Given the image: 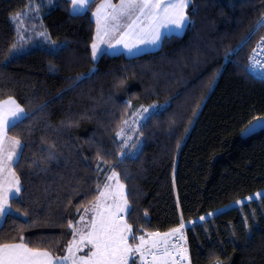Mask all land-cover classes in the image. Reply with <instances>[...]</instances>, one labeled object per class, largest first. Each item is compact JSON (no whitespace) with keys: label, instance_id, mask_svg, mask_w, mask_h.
<instances>
[{"label":"trees","instance_id":"16d2710c","mask_svg":"<svg viewBox=\"0 0 264 264\" xmlns=\"http://www.w3.org/2000/svg\"><path fill=\"white\" fill-rule=\"evenodd\" d=\"M102 1L70 15L71 0H0V101L25 113L7 133L21 144L12 167L21 191L0 222V244L23 237L64 254L69 224L115 171L132 235L183 223L190 264H264V195L255 196L264 129L243 136L264 119V79L247 64L264 35V0H191L182 34L94 61L92 13ZM150 105L158 110L137 131L140 151L120 157L123 119Z\"/></svg>","mask_w":264,"mask_h":264},{"label":"snow or ice","instance_id":"6c2138e0","mask_svg":"<svg viewBox=\"0 0 264 264\" xmlns=\"http://www.w3.org/2000/svg\"><path fill=\"white\" fill-rule=\"evenodd\" d=\"M72 10L70 15L85 14L88 8L94 3V0H71ZM191 6V0H172L168 4H162L161 0H120L119 4H113L111 0H105L101 4L94 16L97 18V36L92 44V56L96 59L99 52L97 41L103 43L104 38L109 36H116L119 33V38L113 44L111 39L106 42L109 48H114L116 45L123 44V46L131 51L132 47L125 42V36L130 32H134L136 41L139 44L156 45L162 42L169 32L175 30H182L186 25L190 24L189 14L187 9ZM111 9L110 12H106ZM105 11L103 19L107 21L103 28L100 27L101 12ZM128 23L125 24L124 21ZM264 23V17L258 21V25ZM124 28L121 31V28ZM44 35V33H40ZM250 60V71H255L257 65H264V38L257 44L256 49L253 50ZM15 104V102H12ZM145 112L148 109H144ZM24 109L16 105L13 109H9L0 114V171L7 170L10 172L12 179L16 185L14 193L11 186L0 189V217L7 216L10 212V199L14 194L21 191L19 178L16 177L15 172H12L14 157L16 149L20 147L18 139L13 140L8 138L7 133L15 128L24 116ZM11 117V119H10ZM127 123V121H125ZM259 127L264 129V120L258 124L250 125L245 135L250 134ZM123 130L117 133L119 137ZM5 143L10 145L5 154ZM108 180H115V186L105 184L104 189L108 191L99 190V197L97 202L92 206L95 210V215L90 221V228L85 233L83 230H75V225L70 223L69 228H73V243L67 248L69 255L64 257H53L49 251L33 248L24 243V238H20L19 243H2L0 244V264H67L71 258L72 264H129L131 254L133 252L140 253L141 259H144L143 249L147 243L145 236L138 237L140 243L133 247L129 244V240L135 241L137 237L132 235V227L129 223L120 221L124 220L121 213L131 216L132 209L129 206V201L124 192V185L120 183L119 177L113 171ZM264 195V194H261ZM111 199L112 203L106 201L102 204L100 198ZM85 211H88L87 209ZM23 214V213H22ZM147 215V213H145ZM204 219V217H201ZM84 216H81V221ZM185 225L181 223L180 228L173 229V232H179ZM79 235L77 242L75 237ZM153 236L159 237V232L153 233ZM165 237L168 233L163 234ZM163 243H166L163 242ZM75 245V251L73 250ZM157 249L162 246L161 241H154ZM88 248V252L83 256H77L76 252H83ZM152 255H159V253H150ZM167 254V248H165ZM183 259H187V248H184ZM134 264V261H133Z\"/></svg>","mask_w":264,"mask_h":264},{"label":"rangeland","instance_id":"374dc122","mask_svg":"<svg viewBox=\"0 0 264 264\" xmlns=\"http://www.w3.org/2000/svg\"><path fill=\"white\" fill-rule=\"evenodd\" d=\"M167 1L168 2L166 4L172 2V0H167ZM118 3H120V0H118V2L113 3V4H118ZM161 3H163V2H161ZM71 10H72V8H71ZM94 11H93V13H94ZM105 14H106L105 11H102L101 12V21H100V24L102 23L103 26H104L105 23H107L103 19V17H104ZM93 18H95L94 20H96V22H97L96 16L93 15ZM124 23L127 24L128 21H124ZM103 26L101 27V29L103 28ZM95 28H96V25H95ZM184 28L182 30H175L174 29L173 31L169 32L168 35H170L171 33L176 34V35H180V34H182ZM123 30H124V28L122 27L121 28V31H123ZM130 33H132V32H130ZM94 34H95V31H94ZM107 38L111 39L112 42H113V44H115V40L119 38V33H117L116 36H114V37L113 36H109ZM107 38H104L105 42H103V43L97 41L98 46H99V49H111V50H116V48L122 49V44L116 45L114 48H109L108 47V44L106 42L108 40ZM261 38H264V35ZM124 39H126V38H124ZM127 39L128 40H126V41L128 43H132V40L130 39V37L127 38ZM260 41H261V39L257 42V44ZM93 42H94V36H93L92 43H91V55H92V44H93ZM257 44L255 46H257ZM255 46H254V48H255ZM142 47L146 49V47L141 46V48ZM151 47H153V46H151ZM254 48H253V50H254ZM102 53L103 52H99V50H98V56H97V58ZM252 53H253V51H252ZM97 58L96 59H93V56H92V60H94V61H96ZM13 101L15 102V100L12 99V98H8V99H5L3 101H0V114H2L4 111H7L9 109H13L16 105H18L16 102H15V104H13L12 103ZM144 109H148V111L145 112ZM156 110H158V107L156 105H150L148 107L142 108L141 110L140 109H137V110L131 111L130 114L125 119H123L122 124H121V128H119V131H118V132H120L121 129H122L123 132H122V134L119 137L116 134V137L118 138V140L120 142V146L122 147V152H120V154H119L120 157H135L136 154L140 151V149H141V141H140L139 137H137V131L140 129V126H141L142 122L148 117L149 113L150 112H153V111H156ZM10 119H11V117H10ZM125 121H127V123H125ZM8 138H10V137L8 136ZM4 147H5V154H6L7 150L10 147V145H8L7 143H5ZM20 149H21V144H20V147L18 149H16V155L14 157V161L18 157V154L20 152ZM111 175H112V173H108V174L105 175L104 180L102 181L101 185L99 186V190H102V191L107 192L108 190L107 189H104V185L105 184H111V185L115 186V180H111V181L108 180V177L111 176ZM9 186H11V189H12V191L14 193V189H15L16 185H15L13 179H12V176H11L10 172H8L7 170L0 171V189L7 188ZM124 192H125V189H124ZM261 194H264V189L261 190V191H259V192H257L255 194V196H259ZM15 195L16 194H14V196ZM98 197H99V195H98ZM100 199H101V203L102 204L105 201L107 203H109V204L112 203V200L111 199H107L106 197L105 198H100ZM96 202H97V199H96V201L91 206L87 207L88 209L86 208L88 211H84L83 214L81 215V216H84V220L81 221V217L78 219V221H77V223L75 225V230H77L78 232H79V230H83L85 233L88 231V229L90 228L91 218H92L93 215H95V210L93 209L92 206ZM120 215L124 217V220L123 221H120V222L121 223L126 222V220H125V213H121ZM2 218L3 217H0V222H1ZM178 228H180V226ZM178 228H176V229H178ZM185 228L186 227H184L179 232H177L176 235L173 238H171L170 241H169V244L174 245V246H177V253L175 255H167V256L164 257L163 260H165V258H167V257L168 258H172V259H175V258L183 259L182 257L184 255V248H187V246H186V237H185ZM150 234L152 235L153 233H148V234H145V235H142V236H145L147 238ZM79 238H80L79 235H77L75 237V239H76L77 242L79 241ZM73 239H74V237H73ZM151 240H156V238L155 239H152V237H151ZM152 242L153 241H151V243ZM72 243H73V240L71 241L70 244H72ZM139 243H140V241H139L138 238L134 242H132V243L129 240V244L132 245L133 247H135V245H137ZM147 244L148 243H146L145 248L143 249L144 259H141L140 253L133 252L131 254V257L136 256L141 261L140 264H144L146 262V260H150L154 264V261H153L154 255H152L150 253H156V252L158 253V251H159V249H157L156 247H154V245L151 246L150 243L148 245ZM73 250L75 251V245H73ZM87 252H88V248H85L83 252H76V255L77 256H83ZM66 255H69L68 252H67V249L64 252V254H62V255H56V256L53 255V257H61L62 258L64 256H66ZM187 257L189 258L188 249H187ZM67 264H72L71 258L69 259V261L67 262Z\"/></svg>","mask_w":264,"mask_h":264},{"label":"crops","instance_id":"0c3cea01","mask_svg":"<svg viewBox=\"0 0 264 264\" xmlns=\"http://www.w3.org/2000/svg\"><path fill=\"white\" fill-rule=\"evenodd\" d=\"M105 1V0H104ZM102 2V3H100V5L101 4H103V3H105V2ZM112 2V1H111ZM161 2H163L164 4H166L168 1L167 0H161ZM162 3V4H163ZM119 4V3H118ZM100 5H98V7L100 6ZM97 7V8H98ZM97 8L95 9V11H94V13L96 12V10H97ZM111 11V9H107L106 10V12H110ZM95 19V18H94ZM125 21H127V20H125ZM107 22V21H106ZM95 23H96V28H95V34H94V40L96 39V36H97V27H98V25H97V22H96V20H95ZM103 25H102V23L100 24V27H102ZM171 34H173V33H171ZM130 37V39L132 40V43H128L126 40H128L127 38H129ZM105 38H107V37H105ZM125 42H127L130 46L132 45V44H136V46L135 47H132V49H131V51H128V49H126V48H124V46H123V44H122V49H118V48H116V50H111V49H103L104 51L103 52H108V53H111V54H118V53H123V54H126L127 56H134V55H138V54H140V53H142V52H146V51H149V50H152V49H154V48H156L158 45H159V43L160 42H158L156 45H151V44H139V43H137V41H136V37H135V34H134V32H132V33H130L128 36H125ZM107 39H109V38H107ZM141 46H144V47H146V49L145 48H141ZM151 46H153V47H151ZM150 48V49H149ZM176 229V228H175ZM165 233H168L169 235L168 236H164L163 234H165ZM176 233L177 232H173L172 230H170V231H168V232H164V233H160L161 235L159 236V237H156V236H153V235H149L147 238H146V240H147V243L149 244H151V246H153L154 245V241H161L162 242V246L159 248V251H158V253H159V255H154V257H153V261H154V264H166L165 262H164V257L165 256H167V255H175L176 253H177V246H174V245H171V244H169V241H170V239L171 238H173L175 235H176ZM151 237H152V239H155L156 238V240H151ZM151 241H153L152 243H151ZM166 241V243H163V242H165ZM147 244V245H148ZM150 246V247H151ZM154 247H155V245H154ZM153 248V247H152ZM165 248H167V254H165ZM157 253V252H156ZM153 263V262H152Z\"/></svg>","mask_w":264,"mask_h":264},{"label":"built area","instance_id":"2783aa9c","mask_svg":"<svg viewBox=\"0 0 264 264\" xmlns=\"http://www.w3.org/2000/svg\"><path fill=\"white\" fill-rule=\"evenodd\" d=\"M256 47L257 46H255L254 49H256ZM250 56L247 59V62H248L247 64H248L249 71H250V60H249ZM250 73L257 79H264V65H257L256 68H255V71H250ZM262 120H264V119H261V121ZM164 261L167 264H190V259L189 258H187V259H180V258L172 259V258H168L167 257V258H165ZM144 264H153V263L150 260H146V262Z\"/></svg>","mask_w":264,"mask_h":264},{"label":"water","instance_id":"95a60500","mask_svg":"<svg viewBox=\"0 0 264 264\" xmlns=\"http://www.w3.org/2000/svg\"><path fill=\"white\" fill-rule=\"evenodd\" d=\"M261 121L260 120H257V121H255L254 123H252L251 125H254V124H258V123H260ZM250 127V126H249ZM248 127V128H249ZM247 128V129H248ZM247 129L244 131V133H243V136L245 137V136H249V135H251V134H253L254 132H256V131H258V130H260V129H262V128H259V127H257L256 129H255V131L254 132H252V133H250V134H247V135H245V133H246V131H247Z\"/></svg>","mask_w":264,"mask_h":264}]
</instances>
